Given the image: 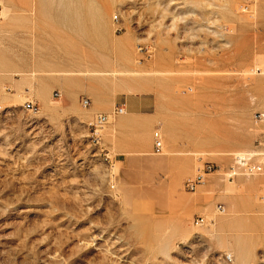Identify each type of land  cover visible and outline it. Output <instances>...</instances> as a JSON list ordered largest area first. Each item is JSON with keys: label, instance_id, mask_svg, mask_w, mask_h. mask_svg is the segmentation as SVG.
I'll return each mask as SVG.
<instances>
[{"label": "rangeland", "instance_id": "374dc122", "mask_svg": "<svg viewBox=\"0 0 264 264\" xmlns=\"http://www.w3.org/2000/svg\"><path fill=\"white\" fill-rule=\"evenodd\" d=\"M245 3L0 0V264H264V0ZM83 97L149 99L152 149L115 118L97 140ZM237 156L263 174L229 181Z\"/></svg>", "mask_w": 264, "mask_h": 264}, {"label": "built area", "instance_id": "2783aa9c", "mask_svg": "<svg viewBox=\"0 0 264 264\" xmlns=\"http://www.w3.org/2000/svg\"><path fill=\"white\" fill-rule=\"evenodd\" d=\"M253 0H246V3L242 7V11L244 13H247L250 11V6L252 5ZM141 51H145L148 57L151 56V48L145 47L141 48ZM56 98L61 97L59 93H56L54 95ZM81 106L84 109H89L92 105L91 99L88 97H83L80 101ZM25 109L29 112L36 113L38 112V106L32 101H29L25 104ZM127 114V109L124 105H117L111 113L104 114L99 113L96 114L90 123V126L93 129V134L95 135V138L97 140L100 139V132L110 124L111 118H116L119 116H124ZM260 117H264V115H261ZM163 143L159 139L156 141L154 146L153 154L156 156L163 155ZM218 171L217 167L212 163H205L202 168H198L197 172L198 174L194 179H189L185 182L184 187L189 192H194L197 190V187H199L201 184L204 183L207 176L216 173ZM263 174V167L254 164L251 162V159L246 156H237L234 159V163L232 166H230L229 170L226 172L227 179L229 181H234L237 177L240 176H256V175H262ZM114 188V186H112ZM217 211L219 213H224L225 208L223 206H219L217 208ZM205 223V219L203 217H197L194 220L195 226H202ZM232 260V257H230Z\"/></svg>", "mask_w": 264, "mask_h": 264}, {"label": "crops", "instance_id": "0c3cea01", "mask_svg": "<svg viewBox=\"0 0 264 264\" xmlns=\"http://www.w3.org/2000/svg\"><path fill=\"white\" fill-rule=\"evenodd\" d=\"M125 107L127 109V114L124 116L116 117L115 124L112 126V128L118 133V135L121 136H127V135L135 136L139 134L141 128H144L148 132V139H147V143L144 146V150L149 151L150 148L152 149L153 147L152 131L157 119L154 113V108L151 105V101L149 99L147 100V102L135 101L130 103L128 107L127 106ZM110 108H111L110 104L107 106L94 105V107H92V111L93 113L96 114L97 113L108 114ZM155 174H156V170L151 171L152 176ZM155 191L156 193H153L151 195L157 198V200L158 198L161 199V196L159 195V191L158 190ZM170 199H171V195L166 192L163 201L165 210L171 209L174 206L171 204L172 202Z\"/></svg>", "mask_w": 264, "mask_h": 264}, {"label": "bare ground", "instance_id": "6f19581e", "mask_svg": "<svg viewBox=\"0 0 264 264\" xmlns=\"http://www.w3.org/2000/svg\"><path fill=\"white\" fill-rule=\"evenodd\" d=\"M224 223H225V222H224ZM222 224H223V223H222ZM222 224H220V226H221ZM216 226H217V225H216ZM224 227H225V226H224ZM227 259H228L229 262H232V260H231L230 257H228Z\"/></svg>", "mask_w": 264, "mask_h": 264}]
</instances>
